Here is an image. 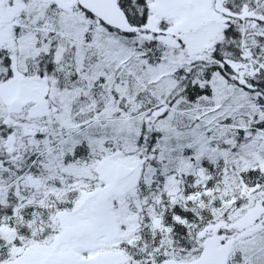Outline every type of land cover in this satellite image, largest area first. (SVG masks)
Listing matches in <instances>:
<instances>
[{"label":"snow or ice","instance_id":"obj_1","mask_svg":"<svg viewBox=\"0 0 264 264\" xmlns=\"http://www.w3.org/2000/svg\"><path fill=\"white\" fill-rule=\"evenodd\" d=\"M0 264H264V0H0Z\"/></svg>","mask_w":264,"mask_h":264}]
</instances>
